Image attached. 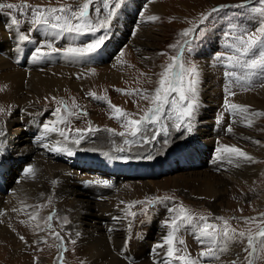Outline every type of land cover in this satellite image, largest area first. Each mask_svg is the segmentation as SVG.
I'll return each mask as SVG.
<instances>
[{
	"label": "rangeland",
	"instance_id": "374dc122",
	"mask_svg": "<svg viewBox=\"0 0 264 264\" xmlns=\"http://www.w3.org/2000/svg\"><path fill=\"white\" fill-rule=\"evenodd\" d=\"M112 2L117 6L111 17L108 16L109 9H101L100 18H108L106 28L96 32L85 30L79 34L65 32L57 36V30L47 25L31 23L33 10L36 6L51 8L64 5H72L75 9L76 0H0V3L4 4L31 6V8L0 9V75L2 77V74H7V72L15 74L23 71L27 74L24 79L16 77L7 83L0 78V104L7 91L9 93L6 98L12 101L18 98L23 101L17 102L16 105L12 103L14 108L8 120L20 112V109H24L21 113L24 112V115L31 117L19 123L6 124L7 119L0 120V124L9 125L4 129L0 126V204L2 205L0 216L6 209L8 200L14 197L13 194L22 196L27 203L31 201V204L36 206L35 210L41 213V215L33 216L30 235L17 234L27 229L28 221L24 216L16 219L18 222L14 223V229L17 235L12 237L15 239L16 250L1 251L0 264H68V261L69 264H76L77 239L73 233L74 229L69 230L68 221L62 219V215L58 218L57 213L62 210V195L79 187L77 185L82 184L80 183L82 181H87L92 185L88 188L89 194L86 196L75 194L74 197L87 199L83 209L88 213H78L73 216V220L78 228L81 227L86 232L94 231L95 224L98 225L99 218L93 217V213H98L106 206L126 210V203L129 200L133 201L131 205L135 206L128 208L121 220L122 222L127 221L129 225L124 261H131L133 264L139 262L137 257L140 255V251L137 252L140 247L137 249L135 247L143 245L150 234L161 232L166 238L171 232L166 222L175 215L171 211L173 208L178 210L180 206H183L194 217H205V221H194V223L213 224L217 231L223 227V220H228L232 228L237 232L243 231L246 235L249 232L254 235L260 227L264 226L261 223V217L264 214V116L252 117L251 127L243 124L240 132L248 138L238 139L241 141V145L239 144L241 149L253 157L251 161L254 163V173L258 172V174L243 176L240 181L245 185H237V188L223 177L220 173L221 168L214 166L215 158L221 154L218 150L223 139L230 140L232 146H239L235 142L234 132H227L226 129L231 127L233 130L234 120L243 119V116L230 111L226 106V101L249 106L251 112H264V86H261L264 84V78L253 76L252 86L248 87L240 83H232L233 78L227 76L229 71L239 72V69H233L230 66L231 62L227 59L236 54L234 52V46L238 44L236 37L241 34H259L260 29L264 28V16L253 10L264 7V4H261L260 0H112ZM222 5L227 7L212 13L213 8ZM236 5H244V7H233ZM209 13L212 14L208 15ZM90 15L96 17L97 14L90 11ZM149 16H157L159 19L151 21L148 19ZM203 16H208V18L204 20ZM13 19H16L18 24L13 25ZM72 22L76 23L74 20ZM122 26H129L132 29L121 33ZM189 29H195V31L189 37H183L181 34ZM134 32L137 35L143 32L141 41L149 42L150 46H145L146 54L138 51L133 44ZM21 34L28 35L29 40H19ZM100 37H104V44L94 52L84 55L67 52L68 48L82 49ZM20 41L25 46L30 43V51L25 61L17 62V57L13 59L8 54ZM185 41L189 43L185 44ZM170 45L180 47H170ZM52 48L60 51L53 52ZM37 49H40L39 53ZM45 55L46 58L42 60L41 57ZM172 56L182 57L186 68L195 66L197 69V105L193 117L184 118L183 122L176 121L180 123L179 128L174 127V120L165 118L163 123L167 127V134L161 132L151 143H144L137 137L136 142L125 144V139L131 140L132 138L122 137L108 131L109 129L115 130V133L124 131L120 121L113 118V112L108 103L93 98L89 93L106 97L111 104L135 113V118H139L145 110L151 107V100L142 99L140 95L123 94L117 90L122 89L125 92L147 90L144 94L151 95L159 86L160 73L171 63ZM9 58L10 60H7ZM28 68L33 72L29 73ZM61 69L65 70L61 71ZM39 71H42L44 75L47 73L46 76L61 89L58 91L55 86L51 85L49 92L52 93L48 92L41 98L40 93L36 89L33 90L41 85H34L30 76V74L40 73ZM205 73L209 79L207 86H205ZM2 84H6L8 88L3 89ZM229 88L236 93L235 96L228 95ZM170 98H178V94L173 93ZM61 100L71 111L86 112L87 115L81 114L77 118L75 115L69 116L62 109L61 114L66 117L68 123L57 125L59 128L74 130L76 128L87 129L91 126L98 128L99 131L85 132L84 139L79 144L72 143V140L78 138L74 131L70 133L67 141L58 132H48L52 133L57 141L59 140L60 145L62 144L63 154L61 156L52 154V161L58 165L56 167L58 175L53 176L51 181H47L40 178L43 177L40 174L44 171V167L43 169L35 167L32 159L29 158V153L40 145L35 130L44 131L45 124L55 123L58 120L55 110L61 107L59 104ZM207 104L211 106H206ZM74 105L78 107H73ZM27 107L30 109H26ZM167 115H172L170 106H166ZM205 122L208 123L211 132H214L211 138H217L214 140L216 146L218 145L215 148L216 152L214 150L205 151L207 136H205V131L200 132L205 128ZM189 124L191 125L190 132L187 130ZM152 127L159 129L161 125L157 124ZM24 128L25 130H21ZM16 129L22 131L19 137L14 136ZM237 137L240 138L238 135ZM21 139L24 140L19 143ZM68 150H71L74 155H68ZM24 163L22 173L19 168ZM29 167L38 172L30 176L26 172ZM76 171L81 173L79 178L75 175ZM13 174L18 176V180L13 182L12 190L4 189L1 185L4 182L10 183ZM21 176L25 181L19 180ZM98 180H109L111 186L95 183ZM207 181L216 191L215 194L205 193L200 188L203 186L201 184ZM17 182L19 184H16ZM22 182L25 186L38 182L37 185L42 186L43 191L40 189V194L36 198L27 193L22 194V190L18 189V185ZM137 185L140 186L138 190L129 192L132 189L129 186ZM155 198H159L155 204H135L136 201H148ZM34 205L31 207L33 208ZM32 208L22 207L19 203L14 209L26 211ZM145 208L147 211H142ZM133 212L136 213L135 216L130 215ZM49 216H52L50 221ZM249 218H256V220L253 222ZM56 234H59L62 240L58 239ZM21 236L24 240L20 239ZM198 236L199 232L195 228L181 229L177 233V238L182 239L184 243L183 245L176 244V248L179 249L177 255H190L197 261V264L216 263V257L201 256L202 252L208 250L209 245L201 242ZM67 237L74 248L70 254L72 258L69 257L66 261L64 250L69 244L64 245L63 241L65 238L67 240ZM228 243L229 247L234 245L236 248H242V255L246 256L244 252L245 246L247 247L246 238ZM52 245H54L53 249ZM220 246V238L217 237V244L213 247ZM153 252L151 250L150 254L152 255ZM97 255L96 252L85 254L83 259L85 263L82 258L78 261L82 262L81 264H106L105 261L96 263ZM255 260L259 264H264L259 256H256ZM241 261L244 259L237 264ZM156 262V264L159 263L158 260ZM174 262L182 264V262L173 260V264Z\"/></svg>",
	"mask_w": 264,
	"mask_h": 264
},
{
	"label": "snow or ice",
	"instance_id": "6c2138e0",
	"mask_svg": "<svg viewBox=\"0 0 264 264\" xmlns=\"http://www.w3.org/2000/svg\"><path fill=\"white\" fill-rule=\"evenodd\" d=\"M261 4H264V0H260ZM117 5L112 2V0H76V7L73 9L72 5H64L60 7H51L44 8L42 6H36L32 12L33 19L31 23L37 25H47L51 29L57 30V36L65 32L68 33H82L85 30L96 32L99 29L106 28L108 25V18H100L101 9H109L108 16L111 17L114 15V9ZM17 7L31 8L30 5L17 6L11 3H0V9H13ZM227 6H219L218 8H213L212 13L220 11L222 8ZM233 7H244V5H236ZM254 11H257L261 16H264V7L254 8ZM90 11H94L97 15L92 17ZM209 13L208 15H211ZM208 16H203V19L206 20ZM95 19V23H93ZM149 20L156 21L159 19L157 16H149ZM76 21L73 23L72 21ZM12 24H18L16 19L12 20ZM195 29L185 30L181 35L183 37H189ZM19 40L27 41L29 40L28 35H21ZM238 44L234 46V52L236 53L233 56L228 57L227 59L231 62L230 66L233 69H239L237 71H229L227 76L233 78L232 83H240L241 85H247L248 87L252 86V77L260 76L264 78V28L260 29V33H250V34H241L236 37ZM188 41H185V44H188ZM104 44V37H100L92 43L86 45L82 49L78 48H68L67 52L76 55H84L85 53L94 52L99 49ZM50 47V45H49ZM170 47H180L179 45H170ZM53 52L60 51L57 48L51 49ZM37 52H40V49H37ZM198 75L197 69L195 66L186 68L182 62V57L172 56L171 63H169L163 72L160 73L159 86L154 89V92L151 95H145L144 93L147 90H134L132 92H125L122 89L123 94L127 95H140L142 99L151 100V107L143 112V115H140L139 118H135L136 114L128 112L116 105L111 104L106 97L96 96L95 93H89L93 98L98 100H104L108 103L110 109L113 112V118L120 121L121 127L124 131L115 133V130L109 129L114 134L119 136H127L132 138L125 139V144H130L136 142V138L144 143H151L154 141L161 132L167 134V127L164 125L163 120L166 118L168 120H174V127L179 128L180 123L183 122L184 118H192L194 115V109L197 105L196 99V84ZM261 86H264L262 84ZM247 90V89H246ZM178 94V98H170L172 94ZM229 96H235L236 93L231 91V88L228 89ZM55 99V98H53ZM186 102V103H185ZM61 107H58L55 111L58 116V120L55 123L45 124L44 131L48 132H58L60 136L64 137L67 141L70 138V133L75 132L78 138L72 140V143L79 144L81 140L84 139L85 132L92 133L99 131L98 128H92L89 126L87 129H61L57 125L66 124L68 121L66 117L61 114L62 109L68 113L69 116L87 115L86 112L76 113L71 111V109L65 104L63 100L59 101ZM166 106L171 107L172 115L166 116ZM226 106L230 111H233L236 114L243 116V123L246 126L251 127L253 124L252 117L254 116H264V112H251L249 106H244L236 103H231L226 101ZM73 107H78L74 105ZM0 111H3L0 108ZM179 121V122H176ZM161 125L159 129H154L155 125ZM187 130L191 131V125L187 126ZM227 132H232V128L228 127ZM150 137V138H149ZM166 142V141H165ZM47 147V145H45ZM55 151H61L60 148L54 149ZM124 151V149H120ZM221 154H226L229 157H234L237 159H244L251 161V157L248 153L243 151L241 148L236 146L223 145L218 150ZM68 155H72L71 150H68ZM231 162V160H230ZM27 174L35 175V171L32 167H29L26 170ZM95 183L103 184L105 186H111L109 180H98ZM159 198H155L148 201H136L135 204H155ZM135 205H129V208L134 207ZM142 211H147V209H142ZM175 215H173L170 221L166 222V225L171 228V232L166 236L164 244L157 245V247L167 248L166 256L167 260L164 264H173V260L182 262V264H197V261L192 259L190 255H177L178 249L176 244H183L184 241L178 240L177 233L181 229L195 228L199 232L198 239L201 242L207 243L209 245L206 252H202V256H213L218 258L217 253H225L230 251L228 242H236L240 238H246L247 247H245L244 252L246 256L244 261H241L240 264H259L255 260L256 256H259L262 261H264V226L260 227L257 232L253 235L249 232L247 235L245 232H237L236 229L232 228L228 220H223V227L218 231L216 226L209 223H203L202 225L194 223V221H205L206 218L194 217L190 211L183 206H180L177 210L176 208L171 209ZM132 216H135L136 213H130ZM52 216L48 217L50 221ZM222 219V218H218ZM255 222L256 218H249ZM261 223L264 224V214L261 217ZM51 227V225H49ZM58 239L62 240V237H59V234H56ZM217 237L220 238V247H213L217 244ZM21 240H24V237H20ZM231 264H237V261H232Z\"/></svg>",
	"mask_w": 264,
	"mask_h": 264
},
{
	"label": "bare ground",
	"instance_id": "6f19581e",
	"mask_svg": "<svg viewBox=\"0 0 264 264\" xmlns=\"http://www.w3.org/2000/svg\"><path fill=\"white\" fill-rule=\"evenodd\" d=\"M16 27V26H15ZM121 33H126L127 31H130L132 28L129 26H122L121 28ZM16 30V29H15ZM48 30V29H47ZM50 31V28H49ZM139 31V30H138ZM26 32V31H25ZM41 32V31H40ZM46 32V31H45ZM133 32V31H132ZM17 33V32H16ZM31 33V32H30ZM137 33V32H136ZM139 33V32H138ZM146 33V32H145ZM48 34V33H47ZM135 34V32L133 33V35ZM22 35V34H21ZM54 35V34H53ZM143 35V32L139 33V35L135 34L134 36V40H133V44H135L137 50L143 52V54H146L147 51L145 50V46H150L148 43L141 41V37ZM68 36V35H67ZM139 36V37H138ZM19 37V36H18ZM43 37V36H41ZM46 37V36H45ZM66 37V36H64ZM10 38V37H9ZM57 38V37H56ZM74 38V37H73ZM67 39V38H66ZM107 39V38H106ZM6 40V39H5ZM18 40V39H17ZM43 40V39H42ZM45 40V39H44ZM69 40V39H68ZM146 40V39H145ZM76 41V40H75ZM150 41V40H149ZM10 42V41H9ZM37 42V41H36ZM51 42V41H50ZM56 42V41H55ZM11 43V42H10ZM29 43V42H28ZM34 43V42H33ZM38 43V42H37ZM153 43V42H152ZM30 44V43H29ZM28 44V46H25L24 43L22 41L17 42L14 47L12 48V51H9V54L11 56V58H15L17 57L16 61L20 62V61H25L26 57H27V53L30 51V45ZM44 45V44H43ZM13 46V45H12ZM8 49V48H7ZM45 49V48H44ZM148 49V47H147ZM9 50V49H8ZM6 51V50H5ZM2 54V53H1ZM65 54V53H64ZM142 54V55H143ZM150 54V53H149ZM7 55V56H8ZM30 55V54H29ZM42 55V54H41ZM39 55V56H41ZM44 55V54H43ZM148 55V54H147ZM37 56V55H36ZM46 56V55H45ZM66 56V55H65ZM68 56V54H67ZM73 57V56H72ZM87 57V56H86ZM40 58V57H39ZM46 58V57H45ZM55 58V57H54ZM149 58V57H148ZM6 59V58H5ZM29 59V58H28ZM51 59V58H50ZM73 59V58H72ZM7 60H10L7 59ZM48 60V59H47ZM32 61V60H31ZM69 61V60H68ZM71 61V59H70ZM75 61V60H74ZM86 61V60H85ZM4 62V61H3ZM30 62V60H29ZM28 62V63H29ZM56 62V60H55ZM1 63V62H0ZM5 63V62H4ZM9 63V62H8ZM7 63V64H8ZM31 63V62H30ZM34 63V61H33ZM40 63V62H39ZM47 63V62H46ZM32 64V63H31ZM30 64V65H31ZM80 64V63H79ZM86 64V63H85ZM88 64V62H87ZM86 64V65H87ZM15 65V64H14ZM29 65V67H30ZM38 65V64H37ZM49 66V65H48ZM65 66V64L63 65ZM81 66V65H80ZM1 67V66H0ZM45 67V66H44ZM68 67V66H66ZM35 68V67H34ZM50 68V67H49ZM62 68V67H61ZM3 69V68H2ZM7 69V68H6ZM29 69V68H28ZM43 69V68H42ZM46 69V68H45ZM25 70V69H22ZM65 69H61V71H64ZM26 71V70H25ZM29 73H31V69H29ZM33 72V71H32ZM38 72V71H37ZM36 72V73H37ZM40 72V71H39ZM28 73V74H29ZM5 74V73H4ZM2 74V77L0 75L1 80H4L5 83H7L9 80L11 79H15L16 77H21V78H25L26 77V72H16L15 74H10L7 72V74ZM207 74H209V72H207ZM205 73V86L209 85V79H208V75ZM47 75V73H46ZM44 74H42V71L38 74H30L31 76V80H33V84L34 85H41L42 88L40 87H36L33 90L35 91V89L38 91V93H40V97H44L45 95L48 94V92L50 91V89L52 88V86H55L57 88V90L59 91L61 89L60 86L54 85V83L52 82V80L50 78H48V76H46ZM30 79V78H29ZM32 83V82H31ZM3 89L8 88V86L6 84H2ZM16 85V84H15ZM10 86V85H9ZM207 89V88H206ZM53 90V89H52ZM5 93V92H4ZM9 92L6 91V93L4 94V99L3 101H1L2 103L0 104V108L3 109V111H0V120L2 119H7L6 124L8 123H19L22 122L25 119H29L31 117L24 115L23 113H21L22 111H24V109H20V112H18L17 114L13 115V117L9 118L8 117L10 115V113L12 112L14 105L17 104V102H21V99H13L10 100L7 97V94ZM31 93V92H30ZM52 93V92H49ZM51 98V97H50ZM37 99V98H36ZM23 102V101H22ZM12 103L14 105H12ZM27 103V102H26ZM38 103V102H37ZM206 106H211L210 104L206 105ZM26 107V106H24ZM30 107V106H29ZM32 107V105H31ZM30 107V108H31ZM29 108V109H30ZM28 109V107L26 108ZM28 109V110H29ZM29 112V111H28ZM209 113V112H208ZM207 113V114H208ZM27 114V113H26ZM29 115V114H28ZM35 117V116H34ZM38 118V117H37ZM36 119V118H35ZM39 119V118H38ZM26 121V120H25ZM235 124H234V129L232 130V132H234V136H235V142L238 143V145H241V141L238 139H243V138H248L247 135H245L244 133H241L240 131H242L243 128V119H235ZM25 123V122H24ZM29 125V124H28ZM246 125V124H245ZM1 128H5L7 126H4V123L0 124ZM208 123L205 122V128H203L202 130H200V132L205 131V136H207L205 138V151H211L214 150L215 148L218 146H216V143H214V138H211V135H213V131L211 132V130L208 128ZM33 127V126H32ZM41 127V126H40ZM21 128V126H20ZM185 128V127H184ZM7 130V129H6ZM17 130V129H16ZM21 130H25L21 129ZM42 129H37L35 130L37 133L38 139H39V147L36 146V148L29 153V158L32 159V161L35 164V167L39 168L41 167L43 169L44 167V171L40 174V178L46 179L47 181H51L53 176L58 175V173H56V170H58L56 167L58 165H55V163L52 161L53 157L52 154H57L60 155L63 154L61 151H55L54 149L56 148H60L62 150V144H59V140L57 141L56 138L53 136L52 133H45V131H41ZM180 130V129H179ZM231 132V133H232ZM22 133V131H15L14 136H18ZM206 133H208V135H206ZM240 136V138L237 137V135ZM242 137V138H241ZM221 139V138H220ZM24 139L19 140L18 142L20 143L21 141H23ZM28 140V139H27ZM253 140V139H252ZM219 141V140H218ZM220 142V141H219ZM233 142V141H232ZM218 143V142H217ZM221 144L219 145L220 147L223 145H229L232 146L230 144V140L223 139L222 142H220ZM234 144V143H233ZM18 145V144H17ZM45 145H47V147H45ZM235 145V144H234ZM236 146V147H239ZM30 146V145H29ZM25 147V146H24ZM203 147V146H202ZM40 148V149H39ZM29 149V148H28ZM31 149V148H30ZM219 149V148H218ZM32 150V149H31ZM30 150V151H31ZM67 151V150H66ZM251 151V150H250ZM23 152V151H22ZM25 152V151H24ZM216 152V151H215ZM9 154V153H8ZM216 154V153H215ZM214 154V155H215ZM72 155H74L72 153ZM70 155V156H72ZM12 156V155H11ZM213 157V156H212ZM15 158V157H14ZM19 158V157H18ZM73 158V157H72ZM27 159V158H26ZM231 160V162H230ZM25 161V160H24ZM30 161V160H29ZM213 161V160H212ZM215 163L214 166H216L217 168H221V174L223 175V177H225L228 181H230L232 183V185H234L235 187L238 186H244L245 183L240 181V179H242L243 176L245 177H249L251 175H255L256 172L254 173V163L252 161H248V160H244V159H237L234 157H229L226 154H220L218 155L217 158H215ZM23 162V161H22ZM212 163V162H211ZM33 164V165H34ZM22 166H20L19 171L22 172V168H24L25 163L21 164ZM5 166V165H4ZM13 166V165H12ZM60 166V165H59ZM26 168V167H25ZM25 170V169H24ZM11 171V170H10ZM72 171V170H71ZM35 172L37 173L38 171L35 170ZM18 173V172H17ZM23 173V172H22ZM21 173V174H22ZM35 173V174H36ZM40 173V172H39ZM20 174V175H21ZM67 174V173H66ZM72 174V172H71ZM70 174V175H71ZM74 174V173H73ZM84 174V173H83ZM258 174V172H257ZM256 174V175H257ZM4 175V174H3ZM65 175V174H64ZM76 177L79 178L81 173H79V171H76ZM9 176V175H8ZM27 176V175H26ZM32 176V175H30ZM91 176V175H90ZM30 178V177H29ZM28 178V179H29ZM34 178V177H33ZM63 180H65V176H63ZM83 178V177H82ZM89 178V177H88ZM39 179V176H38ZM59 179V178H58ZM91 179V178H90ZM245 179V178H244ZM16 180H18V176L13 174L10 183H5L3 185H1L4 189L9 190L12 188L13 182H15ZM22 179L21 178L19 179ZM30 180V179H29ZM33 180V179H32ZM84 180V179H83ZM8 181V180H7ZM25 181V180H24ZM39 181V180H38ZM75 181V180H74ZM3 183V182H2ZM34 184H29L28 186H25L24 183L22 182L21 185H18V189L22 190V194L27 193L29 196H34L36 198V196H38L40 194L39 190L41 189L42 186L37 185L38 182H33ZM63 183V182H62ZM82 184H78L76 188H73L71 190L70 193H65L62 195L61 200H62V210L60 212L57 213V217L59 218L62 215V219H65L66 222L68 221V226H69V230L73 231V233L75 234V238L77 239L76 241V250H75V256H76V264H81L82 262H79L78 260L82 258V260L84 259V255L85 254H91L93 252H96L97 258H96V263L97 261L103 262L105 261L106 264H133L131 261H124V256L126 255V238L129 235V231H128V223L126 222H122L121 220L124 218V212L128 211L129 205H131L133 203V201H128L126 203V210H120V209H116V208H112V206H106V208L104 209H100V211L98 213H93V217L99 218L98 221V225L95 224L96 229L94 231H90V232H86L84 231L81 227H77V225H75V221L73 220V216L78 214V213H88L87 211H85L83 209V205H85L84 203L87 201V199H76L74 197L75 194H80L82 196H86L88 195V188L92 185L88 184L87 181L86 182H80ZM16 184H19L18 182ZM26 184V183H25ZM41 185V183H40ZM203 186H201L200 188L203 189V191L205 193L208 194H215L216 191L214 190V188L212 187L211 183L209 181H207L206 183L201 184ZM15 186V185H14ZM47 187V186H46ZM45 187V188H46ZM132 189L129 190V192L131 191H135L138 190L140 188V186L138 187L135 186H129ZM128 189V187H126ZM238 188V187H237ZM43 189V188H42ZM41 189V191H43ZM12 190V189H11ZM19 191V190H18ZM45 191V190H44ZM47 192V191H45ZM91 192V191H89ZM19 193V192H18ZM21 193V192H20ZM55 193V192H54ZM91 194V193H90ZM12 195V193H11ZM45 195V194H44ZM50 195V194H49ZM14 197H12L10 200H8V204L6 205V209L4 210V212H2L1 216H0V252H11L12 250L15 249V244H14V240L12 239L13 236L20 234V233H26L27 235H30L31 232V228H32V224H33V216L34 215H41V213H39L38 211L35 210V205L31 204V201H29L28 203L26 202V200L16 194L14 195ZM2 197V196H1ZM25 197V196H24ZM27 197V196H26ZM28 199V198H27ZM38 199V198H37ZM31 200V199H30ZM79 200V201H78ZM137 200V198H136ZM39 202V201H38ZM130 202V203H129ZM19 203H21L22 207H30L34 205V207L30 210H22L20 209V211H18V209H14L16 205H18ZM36 203V202H34ZM39 204V203H36ZM0 206H2L0 204ZM135 211V210H134ZM137 212V210L135 211ZM129 214V213H127ZM131 215V214H130ZM20 216H24L27 219V229L25 231H19V233H16V230L14 229V223L18 222L16 221V219H20ZM129 217V215H128ZM130 219V218H129ZM121 221V222H120ZM65 222V223H66ZM30 223V224H29ZM126 223V224H125ZM133 223V222H132ZM136 225V224H135ZM68 228V227H67ZM135 230V228H134ZM158 233V232H157ZM68 238V237H67ZM129 238V236H128ZM144 238V237H143ZM157 239V242H156ZM145 240V239H144ZM182 240V239H180ZM185 240V239H184ZM165 238L163 237L162 233L159 232L158 234H150V236L147 237L146 242H144L143 245L141 246H136L135 249H137L138 247H140V249H137V252L140 251V255L137 257L139 260L138 263L136 264H156V260L159 261L158 264H164V262L168 259L166 256V251L167 248L165 247H157V245H161L164 244ZM64 245H66L67 243L69 244V246H67L66 250H64V254L66 255V261L69 260L70 254L72 249L74 248L73 245H71L72 243L69 241V238L66 240V238L63 241ZM188 247H189V243L187 242ZM135 245V244H134ZM178 245V243H177ZM183 245V244H182ZM185 245V244H184ZM52 245V249H53ZM148 247V248H147ZM184 247V246H183ZM204 247V246H203ZM246 247V246H245ZM178 248V247H177ZM202 248V246L200 247ZM144 249V250H143ZM208 249V248H207ZM16 250V249H15ZM153 250V254H150V251ZM179 250V249H178ZM240 252V253H239ZM74 253V252H73ZM129 253V252H128ZM148 254V255H147ZM130 255V254H129ZM138 255V254H137ZM150 255V256H149ZM240 255V257H238ZM134 256V255H133ZM202 256V255H201ZM218 258L215 259L216 263H212V264H231V260H235L237 261V263L244 259V255H242V248H236L234 245L230 247V251H227L225 253H218L217 254ZM129 257V256H128ZM136 257V256H135ZM134 257V258H135ZM145 257V259H144ZM72 258V257H71ZM212 258V257H211ZM72 260V259H71ZM118 260H122V261H118ZM212 260V259H211ZM65 261V262H66ZM1 262V261H0ZM75 262V261H74ZM83 262L85 263V261L83 260ZM126 262V263H124ZM156 262V263H155ZM213 262V261H212ZM206 263V262H205ZM69 264V261H68ZM75 264V263H73ZM175 264V262H174ZM177 264V263H176Z\"/></svg>",
	"mask_w": 264,
	"mask_h": 264
}]
</instances>
